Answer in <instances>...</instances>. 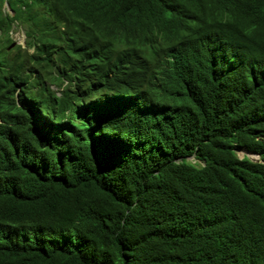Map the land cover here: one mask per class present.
Listing matches in <instances>:
<instances>
[{
  "label": "trees",
  "instance_id": "obj_1",
  "mask_svg": "<svg viewBox=\"0 0 264 264\" xmlns=\"http://www.w3.org/2000/svg\"><path fill=\"white\" fill-rule=\"evenodd\" d=\"M70 1L0 0V264H264V0Z\"/></svg>",
  "mask_w": 264,
  "mask_h": 264
},
{
  "label": "clouds",
  "instance_id": "obj_2",
  "mask_svg": "<svg viewBox=\"0 0 264 264\" xmlns=\"http://www.w3.org/2000/svg\"><path fill=\"white\" fill-rule=\"evenodd\" d=\"M64 2H65L66 9L63 13V19L59 21L58 25H59V28L64 33H66V42H68V41H70L71 38H73L72 33L74 31L79 33L82 29V26H81L80 21L75 17V5L70 0H64ZM3 6H6V11L3 10L4 12H8L10 15L14 14L13 11L8 7L7 3H5ZM127 8H128V1L127 0H105L103 6L96 7L90 11L91 22L89 23L88 26L89 27H96V26H98L99 22H101L105 25L112 26L113 23L108 20L109 17H107V15L104 14V12L107 9L115 11L116 19H118V18L125 15ZM9 35L11 38L10 48L17 46V45L21 46L22 49L25 48V39L23 40L22 43L17 44L12 39L11 31H10ZM24 36H25V33H24ZM71 55L75 56V54H71ZM52 88H54V87L52 86ZM242 152H243V156H246L250 159H251L250 156H257L256 154H249L245 151H242ZM243 156H241V157L239 156V157L242 158ZM251 160H254V159H251Z\"/></svg>",
  "mask_w": 264,
  "mask_h": 264
},
{
  "label": "rangeland",
  "instance_id": "obj_3",
  "mask_svg": "<svg viewBox=\"0 0 264 264\" xmlns=\"http://www.w3.org/2000/svg\"><path fill=\"white\" fill-rule=\"evenodd\" d=\"M3 10L6 11V6H3ZM11 36H12V39L17 44L18 43H22L23 40L25 39L23 27L18 26L16 24L12 25ZM237 155H239L241 157V156H243V152L242 151H238ZM250 157H251V159H254V160L258 159L257 156H250Z\"/></svg>",
  "mask_w": 264,
  "mask_h": 264
}]
</instances>
